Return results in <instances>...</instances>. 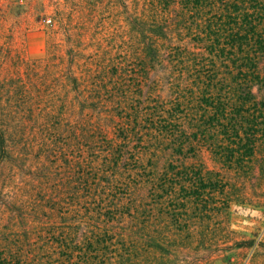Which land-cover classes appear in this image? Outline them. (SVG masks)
<instances>
[{
  "label": "trees",
  "instance_id": "obj_1",
  "mask_svg": "<svg viewBox=\"0 0 264 264\" xmlns=\"http://www.w3.org/2000/svg\"><path fill=\"white\" fill-rule=\"evenodd\" d=\"M48 3L53 52L19 58L0 94V162L35 170L4 204L0 264H174L221 244L233 199L201 152L236 170L264 146V0Z\"/></svg>",
  "mask_w": 264,
  "mask_h": 264
},
{
  "label": "rangeland",
  "instance_id": "obj_2",
  "mask_svg": "<svg viewBox=\"0 0 264 264\" xmlns=\"http://www.w3.org/2000/svg\"><path fill=\"white\" fill-rule=\"evenodd\" d=\"M48 4V0H0V94L4 102L17 93L12 79L17 75L18 59H47L53 52L49 51V27L37 21L35 11L36 7L43 9ZM35 87L30 85V91L34 92ZM201 160L206 169L222 173L229 183L227 193L233 203L225 226L226 233L231 234L223 236L225 238L218 246L205 251L194 248L187 256L177 255L174 264H181L180 261L196 264L197 260L208 261L202 264H264V146L260 147L255 160L246 163L243 169L222 167L205 150L201 152ZM34 171L29 165L18 167L15 161L7 162V165L0 162V233L7 225L2 221L8 216L4 208L7 196L21 195L25 187V191H29L34 183ZM220 235L217 232L215 237L221 239ZM248 240L255 241L251 249L233 245Z\"/></svg>",
  "mask_w": 264,
  "mask_h": 264
}]
</instances>
